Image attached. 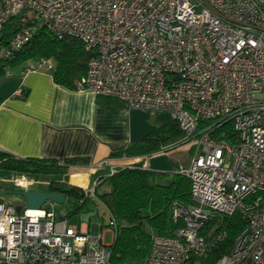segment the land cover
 Returning <instances> with one entry per match:
<instances>
[{
  "label": "built area",
  "instance_id": "1",
  "mask_svg": "<svg viewBox=\"0 0 264 264\" xmlns=\"http://www.w3.org/2000/svg\"><path fill=\"white\" fill-rule=\"evenodd\" d=\"M21 14L35 23L0 43V58L38 26L76 37L91 52L76 90L167 112L183 141L197 142L175 168L190 180L192 203L173 206L181 226L153 233L141 264H264V0H0V33ZM42 68L53 70V61L39 57L28 66ZM171 146L146 154L142 168ZM18 175L0 177V188L34 183ZM97 184L82 190L85 199ZM13 202L0 195V264H111L102 225L89 232L44 205ZM235 212L245 226L230 251L209 262L226 234L221 222ZM107 226L116 233L111 215Z\"/></svg>",
  "mask_w": 264,
  "mask_h": 264
},
{
  "label": "trees",
  "instance_id": "2",
  "mask_svg": "<svg viewBox=\"0 0 264 264\" xmlns=\"http://www.w3.org/2000/svg\"><path fill=\"white\" fill-rule=\"evenodd\" d=\"M35 23L34 18L21 14L10 18L1 29L0 43L8 39L22 26ZM91 52L84 43L72 36L58 38L44 26H38L32 37L9 58H0V77L5 76L6 67L39 57L51 59L53 81L72 90L86 73L87 61ZM99 102L123 105L118 99L96 95ZM183 132L176 121L169 118L155 130L115 152L116 155L139 156L160 150L178 142ZM86 158H67L62 163L55 159L20 158L0 150V169L24 174L62 175L70 165L87 163ZM178 167V166H177ZM176 168V167H175ZM172 171H156L139 166L118 169L94 188V194L116 220V233L111 245V264H141L148 254L153 233L168 236L182 222L174 220L173 206H188L192 203L190 180ZM52 189L68 193H79L85 201L81 189L59 182L50 184ZM102 185L108 188L100 191ZM23 206L18 205L17 208ZM246 221L239 212L225 217L221 227L224 238L209 254V262L230 251L236 234Z\"/></svg>",
  "mask_w": 264,
  "mask_h": 264
},
{
  "label": "crops",
  "instance_id": "3",
  "mask_svg": "<svg viewBox=\"0 0 264 264\" xmlns=\"http://www.w3.org/2000/svg\"><path fill=\"white\" fill-rule=\"evenodd\" d=\"M30 64L25 62L18 74L12 75L10 88L0 94L1 151L60 163L67 158H86L87 163L70 165L66 173L55 175V180L50 181L81 190L91 188L95 181H102L124 166L145 164L146 154L115 153L145 135L133 125L128 108L99 102L91 92L56 84L52 70H31ZM8 76L6 71L5 77ZM177 166L180 165L173 169ZM77 181L81 183L78 185ZM83 226L88 230L86 224ZM96 229L97 225H93L89 232Z\"/></svg>",
  "mask_w": 264,
  "mask_h": 264
},
{
  "label": "rangeland",
  "instance_id": "4",
  "mask_svg": "<svg viewBox=\"0 0 264 264\" xmlns=\"http://www.w3.org/2000/svg\"><path fill=\"white\" fill-rule=\"evenodd\" d=\"M25 62L26 64L33 63L34 60L30 59ZM25 62L6 67V71L10 76L0 77V94L10 88L13 82L12 75H17ZM129 110L133 125L140 133L144 134L155 130L157 127L164 124L170 117L167 112L140 109ZM196 146V140L191 139L183 141V139H180L178 142L172 144L169 149L164 151L163 154L151 157L149 169L154 170V167H158L163 170L156 171H172L174 165H184L188 162L189 157L195 152ZM10 173L11 171L0 169V177L7 178L10 176ZM18 174L19 173L16 172V177H20ZM24 176L29 180L32 179L34 182L28 187L31 190H51L52 186L50 185V181L55 180L54 176L51 175L26 174ZM80 183L81 181H77L78 185ZM1 184L7 190H15L14 185L9 182H2ZM107 188V185H102L99 190L103 191ZM65 195V200L62 203L46 202L44 206L53 209L56 217H67L70 225L83 227V225L86 224L88 231H91L93 225H102L103 241L106 244L112 245L115 239V233L113 229L107 226L110 215L98 198L93 195L87 197L85 201L82 202L83 200L80 198L79 193H68ZM13 203L16 207L19 205L16 201Z\"/></svg>",
  "mask_w": 264,
  "mask_h": 264
},
{
  "label": "water",
  "instance_id": "5",
  "mask_svg": "<svg viewBox=\"0 0 264 264\" xmlns=\"http://www.w3.org/2000/svg\"><path fill=\"white\" fill-rule=\"evenodd\" d=\"M0 195L12 201L21 202L28 209H41L46 202L62 203L66 197L64 193L53 190H7L5 188H0Z\"/></svg>",
  "mask_w": 264,
  "mask_h": 264
}]
</instances>
